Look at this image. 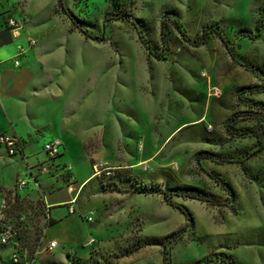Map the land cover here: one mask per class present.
Masks as SVG:
<instances>
[{
  "label": "rangeland",
  "instance_id": "374dc122",
  "mask_svg": "<svg viewBox=\"0 0 264 264\" xmlns=\"http://www.w3.org/2000/svg\"><path fill=\"white\" fill-rule=\"evenodd\" d=\"M62 2L95 40L71 29L56 0L15 5L26 18L25 35L35 42L32 65L42 74L41 106H52L38 120L63 121L59 137L72 139L64 138L66 152L56 163L72 167L77 185L51 198L72 195L89 177L76 208L80 216L91 212L93 220L76 215L81 227H68L72 240L51 251L42 245L48 224L43 189L37 178V193L30 183L16 188L28 166L49 162L42 148L50 131L41 127L35 139L25 136L24 158L0 166L6 219L16 232L13 245L0 247V264H14L12 255L19 256L17 264L25 256L36 264H162V241L174 232L176 241L165 245V264H193L210 255L203 264H264V151L253 155L255 140L237 133L264 127L245 103H264V0ZM259 18V36L250 40L244 34H256ZM173 22L190 42L208 25L222 40L207 35L197 47L188 45ZM234 114L229 134L224 124ZM199 152L224 161L197 164ZM20 165L23 171L15 174ZM93 166L102 171L96 178L90 177ZM207 174L231 186L234 205L171 198L189 211L188 226L161 193L196 187L223 198ZM90 238L94 243L87 245Z\"/></svg>",
  "mask_w": 264,
  "mask_h": 264
},
{
  "label": "crops",
  "instance_id": "0c3cea01",
  "mask_svg": "<svg viewBox=\"0 0 264 264\" xmlns=\"http://www.w3.org/2000/svg\"><path fill=\"white\" fill-rule=\"evenodd\" d=\"M10 3L15 12L21 15L20 9L15 5V0H10ZM6 10V5L0 8V135L18 137L21 141L23 153L25 154V151L29 147V143L24 140L25 136H28L29 140H33L35 139V135H33L36 134L35 131L41 127H47L50 131V138L61 142L65 154L67 145L64 138L68 140L72 139L70 136H63V138L59 137V127L62 125L63 121L60 122L55 118L47 119L46 121L38 120L41 113L50 111L52 106H49V104L45 102L42 107L40 103L42 100H40L37 90L42 86L40 80L42 74L32 65L35 48L28 50L26 54L19 59V68H14L12 66L11 60L16 54L17 47L19 45H24L26 43V38L30 37L25 35L24 29L20 39H13L11 37L5 27ZM6 156L8 157L10 155H8L3 146L0 145V166L9 161L15 165L19 157L13 155L8 159ZM16 168L15 174H19L23 171L21 165L16 166ZM0 179H4L3 172L0 173ZM88 179L89 177L82 181L81 184H79L80 189L78 190L77 186L76 191L72 195L51 198L55 193H60L67 188L56 187L58 184L53 185L52 180L44 176L38 177V182L43 189L41 199L43 203L49 207V220L54 222L53 225L45 227L42 245L48 244L54 240L58 244L67 243L75 237L70 233L71 231H68V227L77 226L80 228L81 226L77 223L78 218L76 215L69 216L67 214V207L65 205L74 197L79 196L82 190L81 188L88 184ZM54 229H56L55 232L51 233V230Z\"/></svg>",
  "mask_w": 264,
  "mask_h": 264
},
{
  "label": "built area",
  "instance_id": "2783aa9c",
  "mask_svg": "<svg viewBox=\"0 0 264 264\" xmlns=\"http://www.w3.org/2000/svg\"><path fill=\"white\" fill-rule=\"evenodd\" d=\"M4 5L7 6L6 12V20L5 27L8 30L9 34L13 39H20L22 36V32L24 26L26 24V18L20 14H17L13 9L10 0H0V8ZM35 47V42L31 38H26V43L24 45H19L16 49V54L12 58V66L14 68L20 67L19 59L23 57L26 52ZM0 145L3 146L6 153L10 156L17 155L21 158H24V153L21 145V141L16 136H7L0 135ZM63 146L59 140L50 139L46 143H44L42 151L47 156L49 162L48 163H36L35 165L28 166V171H25L24 177H18L16 179V188L17 191H22L23 187H26L28 183L31 184L32 189L37 193L39 190L38 182L36 178L40 176H44L50 180H52V184H58L56 187H72L77 185V180L72 171V167L64 162L62 164L56 163V160L62 156ZM143 170L145 171L147 168V164L144 163L142 165ZM93 173L92 177L100 176L102 171H97L96 166L92 168ZM27 176V177H26ZM80 189V186H78ZM67 214L69 216L77 215L78 217H82L83 221L87 223L92 222V213L89 212L86 215L80 216L77 212L76 208V197H74L70 202L66 205ZM49 207L44 204V217L46 220L49 219ZM8 211V204L6 200V196L0 194V247L13 245L14 240L16 239V232L13 226L7 221L6 214ZM94 243L92 238L87 240V245H91ZM56 241H51L47 244L48 251H51L57 247ZM12 255V262L14 264L18 263V259ZM22 264H36L35 259L29 260L27 256L22 259Z\"/></svg>",
  "mask_w": 264,
  "mask_h": 264
},
{
  "label": "trees",
  "instance_id": "16d2710c",
  "mask_svg": "<svg viewBox=\"0 0 264 264\" xmlns=\"http://www.w3.org/2000/svg\"><path fill=\"white\" fill-rule=\"evenodd\" d=\"M56 9H57L59 14L63 15L69 21L72 30L78 32L85 39L95 40V38L90 36V34H88V32L86 30H82L81 28H79L77 26L76 19L67 10V8L63 4L62 0H56ZM260 10H262V9L260 8ZM114 17L117 18V16H114ZM119 18H121V17L119 16ZM173 24L175 25L177 32L180 33L182 41L184 43H187L188 45H191L192 43H194L193 45H195L197 47L198 45H200L204 42V39L206 38L207 35H214L216 38L222 40V37L219 35V32L217 30L212 29L211 25H208V26H205L204 28H202L201 34H200V36L196 42H190V40L185 36V34L183 32H181L180 24H178L177 22H173ZM262 26H263V19L259 18V20H258V22L254 28L256 34L255 35L244 34V36L250 40L255 39L256 37L259 36V31H260V28ZM251 71L256 75L263 76V74L261 73V71L259 69L251 67ZM262 81H263V85H264V78ZM245 103L248 104L249 108L253 109L252 110L253 112L251 111L249 113H251V114L259 113V115L261 116L260 120L262 123H264V103H262V102H249V101H246ZM236 117H237V115L234 114L232 117L228 118L226 123L224 124V129L229 134H232L230 129L232 128L234 119ZM237 133L242 134V135H248L255 140V143L257 144V150L253 153V155H256V154L264 151V127H263V124L260 128L250 127V128L245 129V130H240ZM202 159L211 161L213 163H219V161H224L220 156H217V155L212 154L210 152H199V153L195 154L194 160L197 164ZM205 173H207V172H205ZM207 175L211 179H213L216 182V184L218 185V187L220 188V190H222L225 193V196L223 198L212 195V194L205 192V191H203L199 188H196V187H178V186L170 187L161 193L162 200L165 203H167L168 205H171L173 208L177 209L181 214H183V216L186 220V225H188V226L192 225V223H193L192 217H191L189 211L187 210L186 207L172 202L170 200L171 198L177 197V198H181L183 200H187V199L196 200L198 202L205 203V204L212 206V207H232L234 205L235 194H234V191L232 190L231 186L228 183H226L225 181L221 180L219 177H214L210 174H207ZM53 224H54V222H52L51 220L48 219V224L46 226L48 227V226H51ZM178 233L179 232H174L162 241V248L164 250L162 253V264H165V249H166L165 245L171 241H176L175 237ZM217 257H225V256L220 254ZM211 258H212L211 255L206 256L204 259L196 261L193 264L207 263L210 261Z\"/></svg>",
  "mask_w": 264,
  "mask_h": 264
},
{
  "label": "bare ground",
  "instance_id": "6f19581e",
  "mask_svg": "<svg viewBox=\"0 0 264 264\" xmlns=\"http://www.w3.org/2000/svg\"><path fill=\"white\" fill-rule=\"evenodd\" d=\"M92 177V176H91Z\"/></svg>",
  "mask_w": 264,
  "mask_h": 264
}]
</instances>
